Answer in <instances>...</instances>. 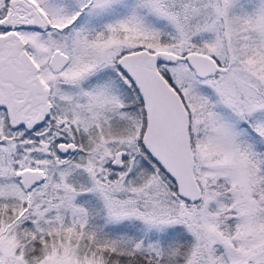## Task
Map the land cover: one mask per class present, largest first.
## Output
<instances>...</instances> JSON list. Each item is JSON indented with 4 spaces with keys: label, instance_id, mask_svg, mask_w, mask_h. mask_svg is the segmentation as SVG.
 Masks as SVG:
<instances>
[{
    "label": "snow or ice",
    "instance_id": "6c2138e0",
    "mask_svg": "<svg viewBox=\"0 0 264 264\" xmlns=\"http://www.w3.org/2000/svg\"><path fill=\"white\" fill-rule=\"evenodd\" d=\"M0 264H264V0H0Z\"/></svg>",
    "mask_w": 264,
    "mask_h": 264
}]
</instances>
